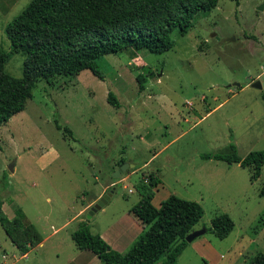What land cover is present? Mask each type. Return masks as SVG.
Here are the masks:
<instances>
[{
  "label": "rangeland",
  "instance_id": "obj_1",
  "mask_svg": "<svg viewBox=\"0 0 264 264\" xmlns=\"http://www.w3.org/2000/svg\"><path fill=\"white\" fill-rule=\"evenodd\" d=\"M29 1L0 0L3 52L5 25ZM169 37L172 46L161 54L101 56L102 80L88 70L37 80L24 109L0 126L1 209L41 238L17 259L0 228V264H103L89 251L78 256L70 234L80 222L124 254L139 233L129 211L139 198L133 185L147 173L160 183L154 207L174 195L202 208L193 230L220 214L233 223L221 240L205 232L186 243L176 264H245L264 254V165L250 180L247 168L200 158L226 153L229 144L240 157L264 149L263 91L249 86L264 81V0H217L184 35ZM23 58L11 53L3 71L20 78ZM121 164L128 166L112 178ZM105 186L103 195L111 194L86 218L85 204Z\"/></svg>",
  "mask_w": 264,
  "mask_h": 264
},
{
  "label": "trees",
  "instance_id": "obj_2",
  "mask_svg": "<svg viewBox=\"0 0 264 264\" xmlns=\"http://www.w3.org/2000/svg\"><path fill=\"white\" fill-rule=\"evenodd\" d=\"M216 4L217 0H30L4 27L9 51L0 48V126L24 109L37 80L74 77L83 70L102 80L98 58L126 50L164 53L172 46L169 34L173 30L184 35L196 13ZM16 52L24 54L20 78L3 71L8 55ZM106 101L118 106L111 92H107ZM200 158L247 168L249 179L255 180L264 165V149L240 157L229 144L226 153L202 154ZM158 183L147 173L133 185L139 198L129 211L143 228L124 254L91 234L84 222L70 235L75 247L89 251L103 264H176L186 246L184 237L193 231L203 211L196 202L174 195L154 207L151 200ZM263 194L264 185L259 196ZM0 228L19 255L41 241L33 225L19 217L8 219L1 206ZM204 229L221 240L231 232L233 223L220 214ZM245 264H264V254H254Z\"/></svg>",
  "mask_w": 264,
  "mask_h": 264
},
{
  "label": "water",
  "instance_id": "obj_3",
  "mask_svg": "<svg viewBox=\"0 0 264 264\" xmlns=\"http://www.w3.org/2000/svg\"><path fill=\"white\" fill-rule=\"evenodd\" d=\"M228 41V40H225ZM249 86L251 88L257 89V90H262L263 94H264V81L259 82L257 80H254L253 82H251L249 84ZM128 165L125 164H121L117 169L114 170L113 174H112V178H118L120 176V172H122ZM9 170L11 171V168L9 167ZM111 194V192H108L102 196H100L88 209L87 214H86V218H89L95 211H97L104 203L105 201L108 199L109 195ZM205 233V229L201 228L198 230H193L192 232L188 233L185 237H184V241L186 243L191 242L193 239H195L196 237L202 235Z\"/></svg>",
  "mask_w": 264,
  "mask_h": 264
},
{
  "label": "crops",
  "instance_id": "obj_4",
  "mask_svg": "<svg viewBox=\"0 0 264 264\" xmlns=\"http://www.w3.org/2000/svg\"><path fill=\"white\" fill-rule=\"evenodd\" d=\"M158 178V177H157ZM158 181H159V179H158ZM160 184V183H159ZM106 188V186L105 187H103L102 188V190L99 192V195H97V197L95 198V199H91L88 203H86L85 204V207L83 208L84 210H86L87 208H89L100 196H102L103 195V192H104V189ZM133 216V215H132ZM135 218V217H134ZM136 219V218H135ZM136 221L138 222L137 224H136V227H137V229H138V231L136 232V234L139 232L140 233V231L142 230V228H143V225L136 219ZM138 233V234H139ZM71 235V234H70ZM102 235H100V238L102 239V240H105L104 239V237L102 236ZM136 238V237H135ZM71 239V238H70ZM41 242V241H40ZM73 243V242H72ZM40 245V243L38 244V245H36V246H39ZM74 245V244H73ZM108 245V244H107ZM35 246V247H36ZM110 248H111V245H108ZM34 247V248H35ZM74 247H75V245H74ZM33 249V248H32ZM32 249H30V250H32ZM75 249L76 250H78L76 247H75ZM79 252V255L78 256H82V255H86L87 257H88V254H85V250H78ZM28 253V252H27ZM27 253H25L24 255H19V258H17V259H24V258H26L27 257ZM92 255V254H91ZM93 257H95L94 255L93 256H91V259H94ZM96 258V257H95ZM97 259V258H96Z\"/></svg>",
  "mask_w": 264,
  "mask_h": 264
},
{
  "label": "built area",
  "instance_id": "obj_5",
  "mask_svg": "<svg viewBox=\"0 0 264 264\" xmlns=\"http://www.w3.org/2000/svg\"><path fill=\"white\" fill-rule=\"evenodd\" d=\"M127 192H128V193H131V190L129 189V190H127Z\"/></svg>",
  "mask_w": 264,
  "mask_h": 264
},
{
  "label": "flooded vegetation",
  "instance_id": "obj_6",
  "mask_svg": "<svg viewBox=\"0 0 264 264\" xmlns=\"http://www.w3.org/2000/svg\"><path fill=\"white\" fill-rule=\"evenodd\" d=\"M263 94V93H262Z\"/></svg>",
  "mask_w": 264,
  "mask_h": 264
}]
</instances>
